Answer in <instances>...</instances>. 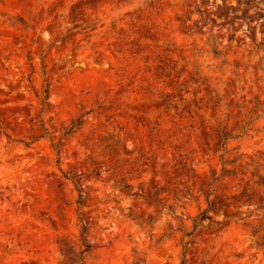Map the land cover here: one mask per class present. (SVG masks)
<instances>
[{"label":"rangeland","instance_id":"rangeland-1","mask_svg":"<svg viewBox=\"0 0 264 264\" xmlns=\"http://www.w3.org/2000/svg\"><path fill=\"white\" fill-rule=\"evenodd\" d=\"M254 4L0 0V264H264Z\"/></svg>","mask_w":264,"mask_h":264},{"label":"trees","instance_id":"trees-1","mask_svg":"<svg viewBox=\"0 0 264 264\" xmlns=\"http://www.w3.org/2000/svg\"><path fill=\"white\" fill-rule=\"evenodd\" d=\"M237 3L239 4V3H242V4H244L245 6H253V7H256V8H258L254 3H255V0H237ZM231 9H233L234 10V8L233 7H231ZM246 11L247 10H244L243 11V14L244 13H246ZM255 13H257V12H255ZM251 17V16H250ZM74 183L75 184H77V182L76 181H74ZM81 235L83 236V231L81 232ZM82 240H83V244H84V246H85V249H83L82 251H81V253L83 252V251H85L88 247H89V245L87 244V243H85V238L84 237H82ZM181 264H184L183 262L181 263Z\"/></svg>","mask_w":264,"mask_h":264}]
</instances>
